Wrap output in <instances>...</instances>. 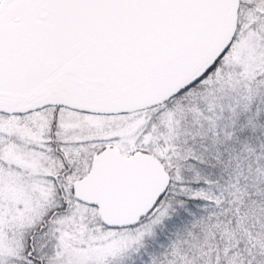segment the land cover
<instances>
[{
  "label": "snow or ice",
  "instance_id": "6c2138e0",
  "mask_svg": "<svg viewBox=\"0 0 264 264\" xmlns=\"http://www.w3.org/2000/svg\"><path fill=\"white\" fill-rule=\"evenodd\" d=\"M264 264V0H0V264Z\"/></svg>",
  "mask_w": 264,
  "mask_h": 264
},
{
  "label": "trees",
  "instance_id": "16d2710c",
  "mask_svg": "<svg viewBox=\"0 0 264 264\" xmlns=\"http://www.w3.org/2000/svg\"><path fill=\"white\" fill-rule=\"evenodd\" d=\"M168 230H157L155 238H150L146 241L144 249L141 250L139 255H135L127 264H147L149 258L163 252V246L168 243Z\"/></svg>",
  "mask_w": 264,
  "mask_h": 264
}]
</instances>
